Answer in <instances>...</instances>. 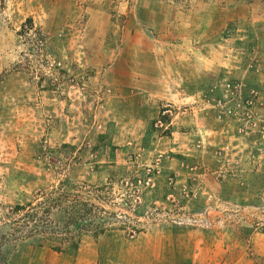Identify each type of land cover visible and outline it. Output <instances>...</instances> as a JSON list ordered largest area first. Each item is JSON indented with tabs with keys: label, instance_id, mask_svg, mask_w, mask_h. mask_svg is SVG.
Wrapping results in <instances>:
<instances>
[{
	"label": "rangeland",
	"instance_id": "obj_1",
	"mask_svg": "<svg viewBox=\"0 0 264 264\" xmlns=\"http://www.w3.org/2000/svg\"><path fill=\"white\" fill-rule=\"evenodd\" d=\"M0 264H264V0H0Z\"/></svg>",
	"mask_w": 264,
	"mask_h": 264
},
{
	"label": "trees",
	"instance_id": "obj_2",
	"mask_svg": "<svg viewBox=\"0 0 264 264\" xmlns=\"http://www.w3.org/2000/svg\"><path fill=\"white\" fill-rule=\"evenodd\" d=\"M45 202L47 198L44 199ZM27 210L23 212L17 219V228L13 227L17 232V239L19 240H30L35 242L37 245H42L44 241H48L51 239L50 235H52V231L50 230V225L48 223L49 217L44 215L37 216V210L42 209L43 211H47V204L42 202H37L35 205H27ZM23 209L20 205H15L14 211ZM73 221L70 219L65 224H70ZM77 232V231H76ZM78 235V234H75ZM67 238V237H66ZM72 238V237H71ZM55 240H59L56 238ZM77 240V239H76ZM76 240L73 239L67 240V243L75 249L76 248ZM50 248L53 250H58L54 245H50Z\"/></svg>",
	"mask_w": 264,
	"mask_h": 264
}]
</instances>
